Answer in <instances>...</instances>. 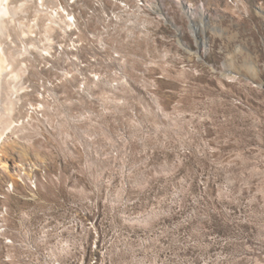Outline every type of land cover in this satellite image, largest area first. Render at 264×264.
<instances>
[{
    "label": "rangeland",
    "instance_id": "obj_1",
    "mask_svg": "<svg viewBox=\"0 0 264 264\" xmlns=\"http://www.w3.org/2000/svg\"><path fill=\"white\" fill-rule=\"evenodd\" d=\"M33 1L0 32V264H264V0Z\"/></svg>",
    "mask_w": 264,
    "mask_h": 264
},
{
    "label": "bare ground",
    "instance_id": "obj_2",
    "mask_svg": "<svg viewBox=\"0 0 264 264\" xmlns=\"http://www.w3.org/2000/svg\"><path fill=\"white\" fill-rule=\"evenodd\" d=\"M32 1L33 0H0V32L7 29L23 28L25 26V23L22 20L19 21L17 16L20 12L23 11L26 4H28L29 2L31 3L34 2ZM39 1L40 4L44 6L45 0H39ZM59 5H61V3H59ZM1 55H0V74L1 71L4 69V65H5L4 64L5 59L3 60L2 58L3 55L2 57ZM1 140H2V136L0 135V143Z\"/></svg>",
    "mask_w": 264,
    "mask_h": 264
}]
</instances>
